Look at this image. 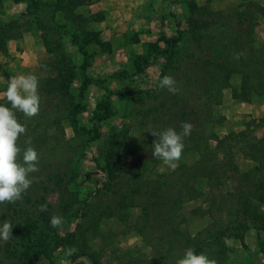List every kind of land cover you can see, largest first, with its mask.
Instances as JSON below:
<instances>
[{
  "label": "trees",
  "instance_id": "16d2710c",
  "mask_svg": "<svg viewBox=\"0 0 264 264\" xmlns=\"http://www.w3.org/2000/svg\"><path fill=\"white\" fill-rule=\"evenodd\" d=\"M92 1L67 0L59 8L45 9L43 16L48 19V14L52 19L56 12L63 11L76 21L80 16L73 13L75 9ZM252 5H246L249 17H253V9L264 17V8ZM194 10L203 11L201 17L191 18L188 22L194 25L196 35L210 29L223 17L215 18L217 14H208L206 18L204 9L194 7ZM250 22H245V27L235 28L234 33L212 39L211 48L215 54L208 47L203 50L207 49L209 54H198L203 40L198 41L196 36L191 40L194 45L189 51L191 44L182 43V36L163 41V47L157 51L160 55H168L166 63L174 71L183 69L184 88L178 94L168 92L170 97L166 101L138 111L141 119H145L139 123L144 128L139 139L130 137L127 129L104 139V153L99 155H102L100 160L94 159L102 176L82 199L70 187L78 175L76 162L72 159L78 161L77 157L82 155L87 145L100 138V124L112 115L111 103L106 100L97 105L95 124L90 132L94 136L82 144H75L78 150L81 149L77 157L68 156L69 150L73 152L71 142L74 143L76 137L86 130L83 126L78 127L73 117L81 107L78 100L67 93L55 98L56 91H63L61 79L69 68V63L64 66L65 60H57L53 66L56 76L45 81L42 93L47 106L51 108L54 102L52 109L65 113L75 138H65L58 120L32 122L22 112L16 111L18 122L26 127V133L19 137L17 144L22 150L34 147L39 154V171L31 174L34 182L22 200L0 204L1 218L12 223L20 242L26 241L19 252L14 249L16 244L11 239L5 242L0 247L3 251L0 264H36L40 255L48 253L45 251L49 250V245L58 241V231L64 229L72 218H76L74 228L60 240L76 257H84L90 264H173L172 260H178L187 248L195 249L197 254L205 253L217 264H227L226 239L237 240L244 246L243 233L249 224L264 232V212H259L257 207L264 205V134L262 137L255 135L257 130L264 128V116L247 122L238 132L219 136L213 130L214 125L224 120L222 116L215 117L212 111V107L220 105L224 89L230 88L231 97L240 102H249L253 96L264 97V45L259 53L251 47L248 36L253 26ZM28 24L31 25L27 20L0 23V53L5 51L6 42L20 35ZM71 41L85 57L77 37L73 36ZM245 50L247 55L242 54ZM174 55H180L179 62H175ZM85 66L84 63L80 65L81 69ZM136 67L141 71L139 64ZM164 75L179 78L174 76L177 74L162 72L161 79ZM233 76H239V87L232 86ZM88 83L89 79L85 77L82 85L86 88ZM158 85L146 91L145 95L157 97L161 91ZM6 89L0 90V104L11 107L6 99ZM183 121L194 127L191 135L184 138L181 158L194 153L195 160L191 164L180 161L175 170L164 165V171L147 177L149 170L163 164L153 156L152 146L157 137L150 131L161 132L168 127L181 131L179 126ZM49 128L55 129L60 136L49 132ZM56 151H60V157L64 156V159L51 163L49 159ZM238 157L252 163L250 168L241 170ZM199 179L205 180V192L196 188ZM226 181L233 185L229 191L223 189ZM51 195L57 196L56 202L50 200ZM200 198H204L206 210L201 214L200 209L192 210V213L206 214L211 221L192 235L183 227L184 221L178 218V214L183 204ZM41 205H45L47 211H40ZM131 208L139 210L131 228L140 236L144 247L150 249V258L136 248L126 252L121 250L115 241L116 234L100 228L99 222L103 218L116 217L126 224ZM55 214L64 217L62 228L50 226V219ZM261 253L264 255V246Z\"/></svg>",
  "mask_w": 264,
  "mask_h": 264
},
{
  "label": "rangeland",
  "instance_id": "374dc122",
  "mask_svg": "<svg viewBox=\"0 0 264 264\" xmlns=\"http://www.w3.org/2000/svg\"><path fill=\"white\" fill-rule=\"evenodd\" d=\"M66 2L67 0H0V23L13 20H27L31 23L16 38L8 40L5 51L0 53V90L8 86L9 79L13 76L34 74L39 81L41 106L39 115L31 118L26 116V119L32 122L58 120L65 138H75L65 113L52 109L54 102L51 108L47 106L42 93L45 81L56 76L53 67L55 62L65 60L64 66L69 63V68L61 79V90L65 93L56 91L55 98L63 97L62 94L67 93L78 100L81 107L79 113L73 117L78 123L77 126H83L86 130L85 134L76 137L74 143L71 142L73 152L69 150L67 153L71 158L77 157L78 151L81 150H78L75 144H82L84 140L94 136L90 132L95 124L97 105L106 100L110 101L112 115L100 124V138L87 145L82 155L77 157L78 161L76 158L72 159L76 162L78 175L70 187L79 193L81 199L92 191L102 176L94 159H101L104 153V139L123 129H127L130 137L139 139L144 130L139 123L145 119H141L138 111L169 99V91L166 88L161 89L157 97L145 95L146 91L156 88L159 84L162 72L177 74L174 75L179 76L174 77L176 84L179 89L184 88L183 69L174 71V68L166 63L168 55H160L157 51L160 46L163 47V41L182 36V43L186 41L185 45L191 44L189 51L194 45L191 40L196 36L198 41L203 40L200 42L203 46L198 54H209L207 49L203 50L207 47L215 54L211 48L212 39L217 40L223 35L234 33L235 28L239 29L242 25L245 27V22L251 21L253 28L248 36L251 47L259 53L264 45V17L253 9L254 15L250 18L246 9V5L250 3L252 6L264 8V0H93L90 4L75 9L73 13L80 16L76 21L71 20L63 11L56 12L52 19L48 14V19L43 16L45 9L59 8ZM194 7L204 9L207 12L206 18L208 14H217L214 15L215 18L223 17L216 25H211L210 29L200 31L196 35L194 25H189L188 22L191 18L201 17L203 11H196ZM72 35L77 37L78 43L83 47L85 57L72 44ZM242 54L247 55L248 51L245 50ZM173 57L175 62H179L180 55ZM82 63L86 64L84 69L80 67ZM136 64L141 66V71L137 69ZM85 77L89 79L86 88L82 85ZM231 84L233 87H239V76H233ZM230 90L224 89L220 105L212 107L215 117L224 118L213 128L219 136L241 131L247 122L264 116V97L253 96L249 102H240L231 97ZM49 132L54 133L56 130L49 128ZM56 134L60 136L59 132ZM263 134L264 128L255 133L257 137H262ZM212 145L213 143L210 144ZM60 155V151H56L49 160L51 163L61 161L64 156L61 158ZM68 156L67 161L70 160ZM195 157L194 153H189L179 162L191 164ZM237 162L241 170H246L252 165L239 157ZM165 169L164 164L160 163L149 170L146 176L154 177ZM231 186L232 183L226 181L223 189L229 191ZM196 188L205 192V180H197ZM50 198L52 202L57 200L56 195H51ZM257 207L259 212H264V205ZM206 208L204 198L189 201L181 207L178 218L184 221L183 227L187 228L190 234L194 235L210 223L208 215L200 216ZM197 209L201 210L200 214L192 213V210ZM138 214V209L131 208L128 210L126 224L116 217H110L101 219L99 225L102 231L110 230L116 234L115 241L121 250L126 252L136 248L150 258V249L144 247L140 236L131 228ZM3 221L5 219L0 216V223ZM75 222L76 218H72L64 229L58 231V241L49 245V250L45 251L48 253L40 255L36 264H90L86 258L76 257L64 241L60 240L74 228ZM16 233L13 229L11 240L16 244L14 249L19 252L26 241L20 242ZM243 241L244 246L234 239L225 240L228 247L227 264H264V255L261 253L264 232L249 224L243 233ZM4 243L0 240V247H3ZM2 252L0 249V258ZM182 258L183 256L179 259ZM178 260L173 259V264H177Z\"/></svg>",
  "mask_w": 264,
  "mask_h": 264
},
{
  "label": "clouds",
  "instance_id": "9594fccd",
  "mask_svg": "<svg viewBox=\"0 0 264 264\" xmlns=\"http://www.w3.org/2000/svg\"><path fill=\"white\" fill-rule=\"evenodd\" d=\"M38 86L39 81L34 74L13 76L9 79L5 93L11 107L0 104V204L22 200L23 194L34 182L35 178L31 174L39 171V154L34 147L22 150L17 144L19 137L26 133V127L18 122L15 115L16 111L29 118L39 115L41 96ZM158 87L166 88L172 94L180 91L171 75H164ZM179 127L181 131L174 127L161 132L150 131L157 137L152 146L153 156L171 170L177 168L185 147L184 138L191 135L194 126L183 121ZM40 211H47V207L41 205ZM64 223V217L60 214H55L50 219L52 228H62ZM12 230L13 225L8 220L0 223V240L7 242L13 239ZM177 264H217V261L205 253L197 254L195 249L187 248Z\"/></svg>",
  "mask_w": 264,
  "mask_h": 264
}]
</instances>
